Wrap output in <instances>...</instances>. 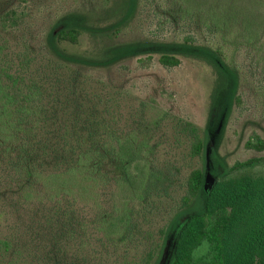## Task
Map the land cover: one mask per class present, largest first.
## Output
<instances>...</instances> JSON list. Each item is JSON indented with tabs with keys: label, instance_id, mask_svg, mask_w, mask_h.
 <instances>
[{
	"label": "trees",
	"instance_id": "obj_1",
	"mask_svg": "<svg viewBox=\"0 0 264 264\" xmlns=\"http://www.w3.org/2000/svg\"><path fill=\"white\" fill-rule=\"evenodd\" d=\"M127 1L128 15L135 0ZM238 2L252 12L264 8V0ZM206 13L217 29L241 28L248 46L264 36V15L221 22L218 12ZM81 35L76 19L51 34L57 59L46 62L0 44V264H160L175 231L169 264H264V178L232 176L264 158L228 167L208 191L205 169L193 170L174 217L154 228L176 187L172 169L158 165L151 145L161 120L140 117L128 128L118 103L80 70L110 67L137 49L113 47L94 61L56 46L77 45ZM209 55L219 73L217 93L236 73L219 51ZM159 61L181 64L168 54ZM191 131L192 155L202 157L205 143ZM246 147L262 151L264 142L254 136ZM204 239L211 251L194 261Z\"/></svg>",
	"mask_w": 264,
	"mask_h": 264
},
{
	"label": "rangeland",
	"instance_id": "obj_2",
	"mask_svg": "<svg viewBox=\"0 0 264 264\" xmlns=\"http://www.w3.org/2000/svg\"><path fill=\"white\" fill-rule=\"evenodd\" d=\"M239 5L238 0H135L127 15V0H0V44L18 55L43 56L44 62L57 59L50 53V35L76 19L79 44H56L64 55L98 61L113 47L137 49L110 67L80 70L118 103V117L128 128L140 117L161 120L151 145L157 146L158 165L172 169L176 187L160 206L154 224L159 230L177 212L193 170L205 169L208 191L228 167L264 158V150L246 147L254 136L264 142V36L251 47L238 26L225 31L207 20L208 10L218 12L221 22L264 15V8L259 13ZM218 51L236 74L216 93L219 73L209 53ZM164 54L181 64L163 66ZM192 128L205 143L202 157L192 155ZM242 174L264 178V162L232 176ZM177 236L178 231L169 235L160 264L170 263Z\"/></svg>",
	"mask_w": 264,
	"mask_h": 264
},
{
	"label": "clouds",
	"instance_id": "obj_3",
	"mask_svg": "<svg viewBox=\"0 0 264 264\" xmlns=\"http://www.w3.org/2000/svg\"><path fill=\"white\" fill-rule=\"evenodd\" d=\"M211 247L212 245L207 239L202 240L201 243L197 246V248L193 250L191 254L192 259L194 261H200L204 257L208 256L211 251Z\"/></svg>",
	"mask_w": 264,
	"mask_h": 264
}]
</instances>
